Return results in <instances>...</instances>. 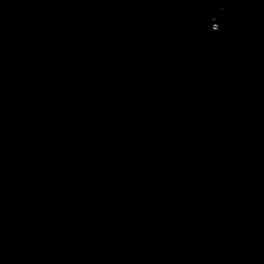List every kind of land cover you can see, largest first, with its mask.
<instances>
[{
	"label": "water",
	"instance_id": "obj_1",
	"mask_svg": "<svg viewBox=\"0 0 264 264\" xmlns=\"http://www.w3.org/2000/svg\"><path fill=\"white\" fill-rule=\"evenodd\" d=\"M0 264H264V0H0Z\"/></svg>",
	"mask_w": 264,
	"mask_h": 264
}]
</instances>
